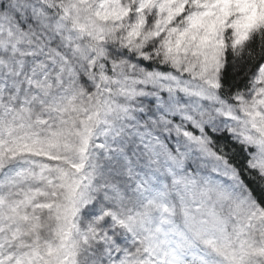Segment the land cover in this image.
Listing matches in <instances>:
<instances>
[{"label":"snow or ice","instance_id":"snow-or-ice-1","mask_svg":"<svg viewBox=\"0 0 264 264\" xmlns=\"http://www.w3.org/2000/svg\"><path fill=\"white\" fill-rule=\"evenodd\" d=\"M0 264H264V0H0Z\"/></svg>","mask_w":264,"mask_h":264}]
</instances>
